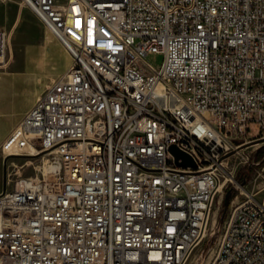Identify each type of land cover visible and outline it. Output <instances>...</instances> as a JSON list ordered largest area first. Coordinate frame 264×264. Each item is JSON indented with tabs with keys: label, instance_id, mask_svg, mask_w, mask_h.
<instances>
[{
	"label": "built area",
	"instance_id": "obj_1",
	"mask_svg": "<svg viewBox=\"0 0 264 264\" xmlns=\"http://www.w3.org/2000/svg\"><path fill=\"white\" fill-rule=\"evenodd\" d=\"M21 1L72 61L0 143L49 155L50 180L62 172L55 191L36 176L0 190L12 204L0 264H188L216 198L239 185L244 145L264 139V0ZM5 39L0 28V59ZM251 119L260 135L247 136ZM253 183L234 193L206 264H264V162Z\"/></svg>",
	"mask_w": 264,
	"mask_h": 264
},
{
	"label": "rangeland",
	"instance_id": "obj_2",
	"mask_svg": "<svg viewBox=\"0 0 264 264\" xmlns=\"http://www.w3.org/2000/svg\"><path fill=\"white\" fill-rule=\"evenodd\" d=\"M0 28L5 32V47L8 52L4 63H0V84L3 81L11 82L5 92L0 91L1 141L19 121L24 112L33 104L50 80L63 74L68 69L72 59L63 45L21 0L0 1ZM145 59L157 67L161 64L162 54L148 53ZM14 116L12 124L9 123V119ZM252 116L255 117L254 114ZM8 120L9 122H7ZM255 123L253 119L247 122L248 137L260 135L261 130L256 127ZM260 145H263L259 150L261 151V157L264 153V139L254 144L248 142L244 145L245 152L249 151L251 157L253 151ZM52 162V158L43 153L35 155H5L0 151V190L13 188L18 177L36 176L42 179L49 189L55 191L60 185L62 172L57 175V180H50L51 174L47 167L53 164ZM246 164V156H239V167L236 169V178H238L239 185L243 179V170ZM258 166L251 168L247 181L242 185L244 188H252ZM255 184H257V187L261 185L260 178L256 179ZM231 185L233 184H229L225 188L223 195L215 200L209 233L216 227L219 214L223 210L224 194ZM237 190L231 192L233 196ZM232 198L229 199L227 208L223 212L219 232L213 236L211 247L204 257L203 264H206L213 254ZM207 237L195 249L188 264H199L200 253L205 248Z\"/></svg>",
	"mask_w": 264,
	"mask_h": 264
},
{
	"label": "water",
	"instance_id": "obj_3",
	"mask_svg": "<svg viewBox=\"0 0 264 264\" xmlns=\"http://www.w3.org/2000/svg\"><path fill=\"white\" fill-rule=\"evenodd\" d=\"M262 140L263 139L259 138V139L252 140L249 143L250 144L259 143ZM262 146L263 145H260L259 147H257L253 151V153L251 154V159L246 164V167L243 170L244 175H243V179L240 181V185L241 186L243 184H245V182L247 181V178H248V175H249V173L251 171V168L253 166L260 165L264 161V153L258 160H255V157H256L258 151L262 148ZM170 150L173 152V154L175 155L176 159L177 158H181L182 159L180 162H178L179 164H182V165H194V162H193L192 158L187 153L177 149L175 145H173V144L170 145ZM240 185L233 184L226 190V192L224 194V199H223V210L219 214V217H218V220H217V223H216V227H214V229H212V231L209 233V235L207 237L205 248L200 253L199 264H203L204 257H205V255L207 254L208 250L211 247L212 238H213L214 235L218 234V232H219V229H220V226H221V222H222V218H223V212L227 208L230 193L235 191V190H237Z\"/></svg>",
	"mask_w": 264,
	"mask_h": 264
},
{
	"label": "bare ground",
	"instance_id": "obj_4",
	"mask_svg": "<svg viewBox=\"0 0 264 264\" xmlns=\"http://www.w3.org/2000/svg\"><path fill=\"white\" fill-rule=\"evenodd\" d=\"M71 26H75V19H68V21L63 22V31L64 33H71ZM7 36V35H6ZM64 47V39H57ZM68 52V47H64ZM7 50L4 46L3 49V57L0 59V63H4L5 58L7 56ZM224 148V141L223 139H216L214 140V149H223ZM245 158V157H244ZM56 167L55 164H50L47 169L51 172ZM0 210L1 211H12V204L10 202H2L0 203ZM27 211V203H20L19 205V212H26Z\"/></svg>",
	"mask_w": 264,
	"mask_h": 264
},
{
	"label": "crops",
	"instance_id": "obj_5",
	"mask_svg": "<svg viewBox=\"0 0 264 264\" xmlns=\"http://www.w3.org/2000/svg\"><path fill=\"white\" fill-rule=\"evenodd\" d=\"M9 85H11V82H10V81H8V82H5V81L1 82V84H0V91H1V92H5V90L7 89V87H9ZM14 118H15V116H14V117H11V118L9 119L10 122H9V120H8L7 122H9V123L12 124ZM19 120H20V119H19ZM16 124H17V123H16ZM16 124H15V125H16ZM12 129H13V128H12ZM12 129H11V130H12ZM11 130H10V131H11ZM10 131H9V132H10ZM9 132H8V133H9ZM8 133H7V134H8ZM7 134H6V135H7ZM6 135H5V136H6ZM5 136H4V137H5ZM4 137H3V139H4ZM3 139H2V140H3ZM2 140H1V141H2ZM1 141H0V143H1Z\"/></svg>",
	"mask_w": 264,
	"mask_h": 264
},
{
	"label": "flooded vegetation",
	"instance_id": "obj_6",
	"mask_svg": "<svg viewBox=\"0 0 264 264\" xmlns=\"http://www.w3.org/2000/svg\"><path fill=\"white\" fill-rule=\"evenodd\" d=\"M260 152H261V151L258 152L257 157L255 158L256 160L260 157ZM250 159H251V157L249 158V161H250ZM242 175H243V174H242ZM242 175H241V177H242Z\"/></svg>",
	"mask_w": 264,
	"mask_h": 264
},
{
	"label": "trees",
	"instance_id": "obj_7",
	"mask_svg": "<svg viewBox=\"0 0 264 264\" xmlns=\"http://www.w3.org/2000/svg\"><path fill=\"white\" fill-rule=\"evenodd\" d=\"M233 197V193H230L229 195V199H231Z\"/></svg>",
	"mask_w": 264,
	"mask_h": 264
}]
</instances>
